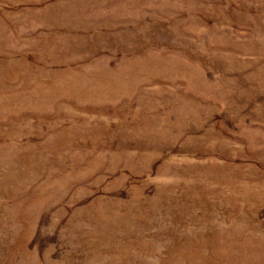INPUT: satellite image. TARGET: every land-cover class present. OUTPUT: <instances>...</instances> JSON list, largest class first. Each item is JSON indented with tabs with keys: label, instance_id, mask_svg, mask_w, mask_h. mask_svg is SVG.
I'll list each match as a JSON object with an SVG mask.
<instances>
[{
	"label": "rangeland",
	"instance_id": "obj_1",
	"mask_svg": "<svg viewBox=\"0 0 264 264\" xmlns=\"http://www.w3.org/2000/svg\"><path fill=\"white\" fill-rule=\"evenodd\" d=\"M0 264H264V0H0Z\"/></svg>",
	"mask_w": 264,
	"mask_h": 264
}]
</instances>
